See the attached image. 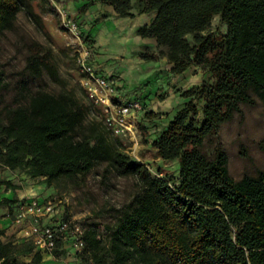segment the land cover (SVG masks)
Returning <instances> with one entry per match:
<instances>
[{"label": "trees", "instance_id": "1", "mask_svg": "<svg viewBox=\"0 0 264 264\" xmlns=\"http://www.w3.org/2000/svg\"><path fill=\"white\" fill-rule=\"evenodd\" d=\"M97 1L119 17L156 13L138 35L154 39L160 52L146 47L140 59L166 57L175 77L193 67L211 74L212 82L182 93L185 105L152 144L160 159L179 164V179L154 175L124 153L105 127L87 121L88 108L72 93L28 94L23 87L8 99L1 39L17 28L21 13L43 26L40 12L49 0H0V169L21 170L51 185L85 179L106 165V174L135 180L137 193L107 227V239L96 229L85 232L83 263L264 264V171L236 181L220 137L222 125L242 113L241 105H256L252 91L264 105V0ZM216 17L226 27L220 37L211 32ZM29 53L34 77L56 73L41 44H30ZM1 186L18 188L5 180ZM22 201L14 200L12 210ZM4 236L0 232V264H45L32 244ZM29 255L30 262L18 259Z\"/></svg>", "mask_w": 264, "mask_h": 264}, {"label": "rangeland", "instance_id": "2", "mask_svg": "<svg viewBox=\"0 0 264 264\" xmlns=\"http://www.w3.org/2000/svg\"><path fill=\"white\" fill-rule=\"evenodd\" d=\"M49 1L50 6H46L40 12L43 26L35 24L26 14L21 13L17 28L1 39L2 63L6 67L11 83L8 99L13 100L23 87L28 94L39 90L56 95L64 92L72 93L88 108L87 121H96L105 127L108 138L118 144L124 153L148 165L154 175L162 173L163 177L177 181L179 164L160 159L152 144L158 133L168 126L176 113L185 105L186 100L181 96L182 93L204 82H212L211 74L201 68L193 67L182 76H172L167 58L159 56L156 59L159 62L156 77L140 86H129L127 95L123 94L122 98L128 97L140 101L146 112H153L157 117L150 120L146 114L137 116L134 139L115 137L98 117L100 109L90 101L82 86V76L77 67L80 45L64 30L57 11L58 8L66 9L70 16L78 21L83 43L87 45L93 58H100L102 54L96 49V43L92 45L88 41L90 37L95 38L93 27L96 19L90 20L87 30L84 27L87 19L83 18L86 11L97 18L101 12L99 11L102 8L101 2ZM211 32L217 37L226 32V27L219 17L214 19ZM154 42V49L151 52L159 54L160 50L155 40ZM34 43L41 44L51 52L55 74L52 75L44 70L41 77H34L31 73L28 68L29 46ZM252 96L256 100V105H241L242 113L237 114L232 122L225 123L220 129L221 141L229 157V172L236 181L247 175L257 177L260 171H264V105L253 91ZM243 147L245 151H242ZM105 168L106 165L98 166L85 179L75 182L61 179L53 181L51 185H47L44 179H32L21 170L9 171L2 168L0 172L7 171L6 177L10 174L16 176L14 179L16 182L29 181L33 187L46 184L47 189L40 194V197L56 199L57 217L76 220L85 232L96 229L97 235L106 240L107 227H112L120 212L132 202L137 193V185L134 179L106 174ZM44 256L45 264H70V260L77 257L71 240L60 244L59 249Z\"/></svg>", "mask_w": 264, "mask_h": 264}, {"label": "built area", "instance_id": "3", "mask_svg": "<svg viewBox=\"0 0 264 264\" xmlns=\"http://www.w3.org/2000/svg\"><path fill=\"white\" fill-rule=\"evenodd\" d=\"M62 26L79 43L77 67L82 76V86L94 106L100 109L98 117L111 134L119 138H133L136 134L135 119L146 110L138 100L119 102L116 100L115 81L100 75L92 64L91 52L83 43L79 24L68 11L58 8ZM57 203L54 198L43 199L35 196L20 202L15 210L14 222L24 226L19 240L32 244L42 254L53 253L60 244L71 240L75 246L76 264L83 263L79 255L86 248L85 231L82 225L72 218L57 217Z\"/></svg>", "mask_w": 264, "mask_h": 264}, {"label": "crops", "instance_id": "4", "mask_svg": "<svg viewBox=\"0 0 264 264\" xmlns=\"http://www.w3.org/2000/svg\"><path fill=\"white\" fill-rule=\"evenodd\" d=\"M101 5L102 8L99 10L101 12L97 18H94L90 12L88 13V11L84 10L86 14L83 19H87L84 27L87 30L90 20L96 19V27H93L96 39L95 46L102 54L100 58L92 57V64L100 75L108 78L111 77L115 81L117 101L125 102L127 100H133L128 97L122 99L123 94H126L127 88L129 86H140L156 77L158 73L159 62L157 60L146 62L139 58V53L144 48L154 49V40L149 38L143 39L138 35V31L141 28L153 22L156 13L144 15L135 13L134 17H119L111 7L104 6L102 3ZM76 22L78 23V21ZM5 174H7V171L0 172V181H11L18 188L12 190L6 186L0 187V202L4 200L10 201V203L0 206V232L5 233L4 240L12 239L17 243H23L19 238L21 236V229L24 226L14 222L12 214H15L16 210H12L13 201H21L23 199L40 196L47 189V185L43 184L38 187H33L29 181L24 183L16 182L14 180L16 176L10 174L6 177ZM32 258L33 255H29L20 256L18 259L21 262H30ZM74 259L70 260V264H76ZM45 260L46 258L44 256Z\"/></svg>", "mask_w": 264, "mask_h": 264}]
</instances>
